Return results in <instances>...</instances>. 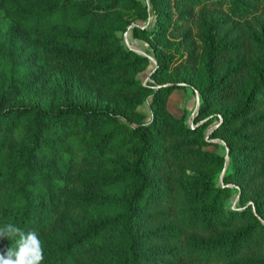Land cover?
<instances>
[{"label":"trees","instance_id":"obj_1","mask_svg":"<svg viewBox=\"0 0 264 264\" xmlns=\"http://www.w3.org/2000/svg\"><path fill=\"white\" fill-rule=\"evenodd\" d=\"M148 1L0 0V226L35 231L41 264H264V0Z\"/></svg>","mask_w":264,"mask_h":264},{"label":"rangeland","instance_id":"obj_2","mask_svg":"<svg viewBox=\"0 0 264 264\" xmlns=\"http://www.w3.org/2000/svg\"><path fill=\"white\" fill-rule=\"evenodd\" d=\"M143 4H149L148 0H140ZM153 21L154 17H150L147 21H141L139 20L138 23L141 26L145 27H152L153 26ZM9 23L10 20L7 16H4L3 18V23L1 25V32L0 34L2 35L3 38L6 40L10 37L11 38V33L8 32L9 29ZM130 29V26H129ZM117 35L121 39V43L126 46V47H131L132 49L136 50L139 52V54H146L148 57H151L150 59V64L147 66V68L137 74V78L141 81L142 84L144 85H152L153 87H157L158 85L155 84V81L151 78V72L154 68V64H156V60L154 59L152 55V51L150 50L149 46L141 40L134 39L131 35V31L127 32H117ZM13 47L17 46L14 44V41H11ZM10 42V44H11ZM11 48V47H10ZM7 50L10 52V49ZM2 62H4L2 60ZM1 63V62H0ZM6 63L0 65V69L5 71ZM56 79H59V76H57ZM171 84V83H167ZM200 95L197 91H191L187 89H182V88H176L172 91L171 95L167 99V108L168 110L175 116H181L182 114H185V119L186 123L190 126H195L198 124H201L204 120H196L197 117V111L198 107L200 105ZM150 100L147 102H144L139 105V109L142 111H145L148 115L147 118H149L151 111L148 107ZM217 121H214L212 124L206 127L205 129V138L209 140L210 144L207 145L205 148L207 150L211 151H216L219 154H225V165L224 168L222 169L221 173L215 178L216 184H221L222 183V177L226 173L227 168H228V163H229V158H228V152L227 148L225 149V143L222 140H219L218 138H209V134L213 130V128L217 125ZM226 151V152H225ZM231 186V185H229ZM226 204L232 208H235L239 205L238 202V195L237 193L233 192L231 197L227 200Z\"/></svg>","mask_w":264,"mask_h":264},{"label":"clouds","instance_id":"obj_3","mask_svg":"<svg viewBox=\"0 0 264 264\" xmlns=\"http://www.w3.org/2000/svg\"><path fill=\"white\" fill-rule=\"evenodd\" d=\"M0 239L11 240L13 247L0 252V264H41L44 252L41 239L35 231H23L13 223L0 226Z\"/></svg>","mask_w":264,"mask_h":264},{"label":"water","instance_id":"obj_4","mask_svg":"<svg viewBox=\"0 0 264 264\" xmlns=\"http://www.w3.org/2000/svg\"><path fill=\"white\" fill-rule=\"evenodd\" d=\"M129 48H131V47H129ZM136 51V50H135ZM137 53H139L138 51H136ZM143 54V53H142ZM145 56H147L148 57V55H146V54H144ZM148 58H150L151 59V57H148Z\"/></svg>","mask_w":264,"mask_h":264}]
</instances>
